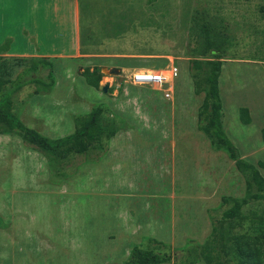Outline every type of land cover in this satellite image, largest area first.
Instances as JSON below:
<instances>
[{
    "label": "rangeland",
    "instance_id": "1",
    "mask_svg": "<svg viewBox=\"0 0 264 264\" xmlns=\"http://www.w3.org/2000/svg\"><path fill=\"white\" fill-rule=\"evenodd\" d=\"M78 1L79 50L69 54L67 34L68 55L47 57L54 85L28 82L13 94L12 108L28 127L58 138L100 103L103 122L116 132L101 149L52 162L0 130V264H122L134 245L156 242L164 246L155 250L173 254L162 264H173L188 241L209 235L210 210L219 215L228 206L224 197H243L247 188L234 161L197 127L205 92L195 91L188 65L210 56L195 29L211 21L224 32L223 127L242 158L264 161V0ZM10 5L3 0L0 41L14 32L10 47L19 51L22 8L16 16ZM31 40L35 52L50 45ZM42 57L0 55V79L45 78L41 67L24 72ZM94 67L103 73L97 87L82 74ZM172 67L177 76L166 72V85L133 81L134 73ZM242 106L248 124L239 119ZM253 209L264 213V201L244 212Z\"/></svg>",
    "mask_w": 264,
    "mask_h": 264
},
{
    "label": "trees",
    "instance_id": "2",
    "mask_svg": "<svg viewBox=\"0 0 264 264\" xmlns=\"http://www.w3.org/2000/svg\"><path fill=\"white\" fill-rule=\"evenodd\" d=\"M195 40L210 56V59L193 58L189 61V73L194 81L195 91L204 90V98L198 108L197 127L208 138L214 149L224 151L234 161L236 168L245 176L246 193L243 197H224L228 206L220 214L210 215L211 230L202 243L188 241L180 248L182 255L173 264H192L202 260L205 264H264V213L256 209L244 212V208L252 201H264V176L260 168L264 161L256 164L240 156L236 146L227 136L222 122V99L219 92V75L222 58L227 49L224 33L207 24L198 25L195 29ZM7 41L0 46L6 50ZM39 67L46 69L45 78L24 80L17 75L13 80L0 79V129L14 133L24 141L32 144L45 154L52 162L68 159L75 154H85L90 149L103 148V140L111 138L116 130L103 122V105L98 103L88 115L76 126L73 132L58 138L47 137L28 127L13 111L12 96L28 82H38L44 87H52L55 83L53 63L47 57L33 59L24 72L35 71ZM85 81L97 87L103 75L98 67L85 68L82 72ZM203 84V85H202ZM239 119L243 124L250 122L248 108H239ZM264 139V129L262 130ZM3 225L0 216V226ZM153 241V240H152ZM156 247L143 248L134 245L129 256L122 264H162L169 262L171 252H161Z\"/></svg>",
    "mask_w": 264,
    "mask_h": 264
},
{
    "label": "crops",
    "instance_id": "3",
    "mask_svg": "<svg viewBox=\"0 0 264 264\" xmlns=\"http://www.w3.org/2000/svg\"><path fill=\"white\" fill-rule=\"evenodd\" d=\"M9 4L11 0H8ZM14 2V5H13ZM3 0H0V11L2 9ZM16 5V16L19 8H22L19 22V35L23 45L21 50H12L10 44L16 40L14 32L5 36L2 43L8 41L6 50H1L0 55L3 56H65L66 37L67 34L71 38V48L73 51L69 54L76 53L79 48V1L78 0H12V5L8 6L13 14V8ZM12 21V18L10 17ZM207 25L215 30L224 33L215 22L208 21ZM21 31V32H20ZM41 36V38H40ZM37 42H49L46 52H35L32 40ZM2 42V43H1ZM62 45V46H61ZM34 51V52H33ZM166 85V84H165Z\"/></svg>",
    "mask_w": 264,
    "mask_h": 264
},
{
    "label": "built area",
    "instance_id": "4",
    "mask_svg": "<svg viewBox=\"0 0 264 264\" xmlns=\"http://www.w3.org/2000/svg\"><path fill=\"white\" fill-rule=\"evenodd\" d=\"M169 73V78H174L177 76V68L172 67L170 70H167ZM167 76L162 73H149L148 71H142L134 73L133 81L135 83H157L160 86H163L168 83Z\"/></svg>",
    "mask_w": 264,
    "mask_h": 264
},
{
    "label": "bare ground",
    "instance_id": "5",
    "mask_svg": "<svg viewBox=\"0 0 264 264\" xmlns=\"http://www.w3.org/2000/svg\"><path fill=\"white\" fill-rule=\"evenodd\" d=\"M143 70V69H142ZM141 71V70H140ZM146 71H148L149 73H157V72H153L152 70H150V69H147ZM167 72V70H161L160 71V73H162V74H165ZM169 80V79H168ZM159 88V87H158ZM171 90V89H170Z\"/></svg>",
    "mask_w": 264,
    "mask_h": 264
}]
</instances>
